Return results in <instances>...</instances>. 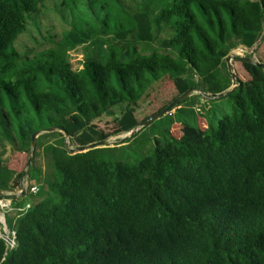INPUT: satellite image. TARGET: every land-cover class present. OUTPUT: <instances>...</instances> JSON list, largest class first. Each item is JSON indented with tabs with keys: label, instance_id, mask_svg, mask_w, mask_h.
<instances>
[{
	"label": "trees",
	"instance_id": "obj_1",
	"mask_svg": "<svg viewBox=\"0 0 264 264\" xmlns=\"http://www.w3.org/2000/svg\"><path fill=\"white\" fill-rule=\"evenodd\" d=\"M46 1L0 0L3 150L28 153L32 134L50 127L77 146L105 140L93 125L103 115L128 133L165 80L176 94L158 111L188 89L199 94L159 119L137 164L106 159L117 145L72 153L58 130L31 151L35 161L41 139L59 137L42 146L41 182H31L34 162L17 173L0 153V197L12 210L39 195L8 231L15 246L0 237V264H264V45L258 62L232 57L246 78L232 81L226 62L264 42V0H59L72 6L69 28L20 52L15 43ZM82 46L76 70L69 53ZM24 175L38 191L15 195Z\"/></svg>",
	"mask_w": 264,
	"mask_h": 264
},
{
	"label": "rangeland",
	"instance_id": "obj_2",
	"mask_svg": "<svg viewBox=\"0 0 264 264\" xmlns=\"http://www.w3.org/2000/svg\"><path fill=\"white\" fill-rule=\"evenodd\" d=\"M75 1L77 6H84V0H71ZM100 1V0H99ZM60 1L56 0H47L44 3V6L40 9V11L36 14H32L29 18L27 24L26 33H24L15 43L16 48L20 50V52H24L26 50L36 49L41 46H48L49 41H56L60 38L61 33L69 28V22L71 17L70 7L71 5H60ZM133 1L127 0L126 5L132 6ZM162 31L160 32V37H163ZM263 45L264 42H261L253 52V49H244L242 54H238V49L231 51L230 56V64L232 66V70L238 73L240 76H245L242 71L240 65L232 60V57L240 56L245 57L250 55L252 60L258 62V59L261 60L263 56ZM87 48V46H82L77 48L76 51L69 53V62L72 65L73 69H81V61L83 60V51ZM255 48V47H254ZM176 92L173 88L172 84L165 80L160 88L152 95L148 102H146L143 106H141L136 111V117L139 121H142L147 116H150L157 112L160 108L163 107L168 101H170L173 96H175ZM194 95H198L199 92L195 91ZM202 99L196 100L195 106L199 103H203ZM173 112V111H171ZM118 114V110L116 111ZM119 115V114H118ZM166 115V114H165ZM148 118V117H147ZM160 119V118H159ZM156 119L149 124L145 125L141 130L131 139L128 140L129 137L122 140L124 137L129 136L128 133H115L116 130V122L114 115H103L100 118L93 121V125L95 129L99 132H102L106 135V146L113 147L117 145L115 149H109L104 154L106 159L117 160L126 162L129 164H137L142 158L146 155H149L155 145V137L158 136L159 130L162 128V121ZM164 122V120H163ZM131 137V136H130ZM57 138H43L41 139L40 146L37 149V155L34 159L29 162V156L32 152H18L14 151L11 148V145L5 144L4 150L0 146V153L2 156L3 164L13 170L15 172H25L29 164L34 162V166L30 169V175L33 177H37L36 173L38 171L39 175L36 179H31V182H41L42 176L47 171V164L45 159V154L42 151V146L47 143H53ZM125 140H128L124 142ZM124 142V143H123ZM65 143L71 147L76 148L77 145L72 142L70 144L69 138L65 139ZM3 151V152H2ZM33 155V154H32ZM37 173V174H38ZM22 186L21 189L15 190L13 193L20 195L23 190L28 189V175H24L22 178ZM34 186H37L34 184ZM37 199H39V195H32L27 193L26 195L20 197L18 207H14L16 213H20V211H24L26 205L33 206ZM8 219V218H7ZM8 228H11V224L9 219L7 220ZM3 229V225H2ZM1 230V228H0ZM5 232V230H3ZM6 233V232H5Z\"/></svg>",
	"mask_w": 264,
	"mask_h": 264
},
{
	"label": "water",
	"instance_id": "obj_3",
	"mask_svg": "<svg viewBox=\"0 0 264 264\" xmlns=\"http://www.w3.org/2000/svg\"><path fill=\"white\" fill-rule=\"evenodd\" d=\"M226 62H227V67L231 73V78L232 81L235 80L236 78V74L235 72L232 70L231 64H230V56H227L226 58ZM259 67L264 69V64L261 63H257ZM236 87V85L234 84L232 86V89H234ZM195 92V89H188L187 91H185L184 93H182L181 95H179L177 98H175L174 100H172L166 107H164L162 110L158 111L157 113L149 116L148 118H146L144 121H142L141 123H139L138 125H136L130 132H128L129 136L124 137L122 140L126 139L127 137L132 136L136 131H138L139 129H141L142 127H144L145 125L149 124L150 122L161 118L162 116H164L165 114H168L171 111H174L178 105L184 101L186 98H188L190 95H192ZM222 95H224V93L222 94H214L213 97H221ZM60 131L64 134L65 138H68L69 134L66 130L62 129V128H58V127H50L44 131H37L35 133L32 134L31 136V151H33L34 149V144H35V139L42 133L45 132H53V131ZM106 146V141L105 140H101V141H97V142H93L87 145H83V146H77L76 148H71L69 147L70 151L72 153H76V152H86L92 148H98V147H105ZM32 160V154L29 156V162H31ZM26 192V190H23L21 195H24ZM3 194V192L0 190V196Z\"/></svg>",
	"mask_w": 264,
	"mask_h": 264
},
{
	"label": "built area",
	"instance_id": "obj_4",
	"mask_svg": "<svg viewBox=\"0 0 264 264\" xmlns=\"http://www.w3.org/2000/svg\"><path fill=\"white\" fill-rule=\"evenodd\" d=\"M238 49V54H242L244 52L245 48H236ZM29 191L31 193H36L38 191L37 186H32L29 188ZM7 196H12L13 193H7ZM18 195V194H15ZM28 205H26V208ZM0 210L1 211H11L12 210V200L7 197H0ZM0 237L3 238L9 248H13L16 244L15 242V234L14 232H6V235L0 234Z\"/></svg>",
	"mask_w": 264,
	"mask_h": 264
},
{
	"label": "crops",
	"instance_id": "obj_5",
	"mask_svg": "<svg viewBox=\"0 0 264 264\" xmlns=\"http://www.w3.org/2000/svg\"><path fill=\"white\" fill-rule=\"evenodd\" d=\"M244 74H245V76L243 75L242 77L246 78L247 75L245 72H244ZM17 215H18V213H16L15 208L11 211H1L0 210V223H1V225H3V229L1 227L0 234H1V231L3 232V230H5V232H8L9 230H11V228L10 229L8 228L9 222L7 220L9 219L11 227H12L13 222H14Z\"/></svg>",
	"mask_w": 264,
	"mask_h": 264
}]
</instances>
